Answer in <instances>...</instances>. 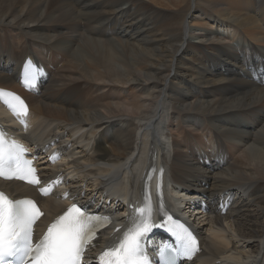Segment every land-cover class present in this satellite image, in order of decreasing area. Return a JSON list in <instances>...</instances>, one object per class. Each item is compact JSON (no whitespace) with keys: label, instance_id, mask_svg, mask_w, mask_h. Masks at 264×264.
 Wrapping results in <instances>:
<instances>
[{"label":"bare ground","instance_id":"bare-ground-1","mask_svg":"<svg viewBox=\"0 0 264 264\" xmlns=\"http://www.w3.org/2000/svg\"><path fill=\"white\" fill-rule=\"evenodd\" d=\"M192 27L236 50L192 44ZM26 60L41 73L29 93L18 85ZM0 89L25 100L24 138L67 153L79 201L130 180L129 206L100 207L118 223L93 252L116 247L147 202L157 220L176 201L200 237L191 264H264V0H0ZM185 161L209 184L199 168L187 182L188 165H175ZM42 205L45 222L64 210Z\"/></svg>","mask_w":264,"mask_h":264},{"label":"snow or ice","instance_id":"snow-or-ice-1","mask_svg":"<svg viewBox=\"0 0 264 264\" xmlns=\"http://www.w3.org/2000/svg\"><path fill=\"white\" fill-rule=\"evenodd\" d=\"M41 75L38 69L26 64L22 83L26 88L35 87ZM5 93L0 92V97ZM6 101L13 114L26 116L28 108L25 102L14 94ZM6 140L0 130V176L18 178L30 184L39 185L36 170L31 164H22L17 152L18 146L12 142L5 147ZM22 151V149H21ZM10 174L5 176V168ZM43 195L49 194L47 187L41 188ZM43 215L37 204L31 199L13 201L0 193V264H82L87 246L95 239L98 229L109 223L108 217L89 214L76 204L60 215L47 228L46 233L35 243L33 229ZM171 221V216L167 218ZM131 227L123 233L118 245L102 253L97 264H156L147 251V236L152 231V208L150 202L138 209V217L130 221ZM178 247L175 252L168 245L156 250L159 264H176V255L184 254L191 259L198 250L196 238L187 229L177 235Z\"/></svg>","mask_w":264,"mask_h":264},{"label":"rangeland","instance_id":"rangeland-1","mask_svg":"<svg viewBox=\"0 0 264 264\" xmlns=\"http://www.w3.org/2000/svg\"><path fill=\"white\" fill-rule=\"evenodd\" d=\"M18 28H19V30L30 34L27 30H25L23 28H20V27H18ZM34 28L36 29V27H34ZM190 30H191V33H189L190 31L188 32L187 39L194 45L198 46V44H199V46H200V45H205V44H209L210 43L209 45H211V46H213V44H217V45H220L221 47H224L226 49L232 47V48H234L236 50V45L232 44L228 40V38L226 36H224V34H223V38H224L223 39L222 36L220 35V33L217 30H215V29H206V28L192 27ZM219 48L220 47H218L217 49H219ZM62 59H64V58L63 57L59 58L56 61V63H58ZM63 61H65V60H62L61 62H63ZM10 72H12V71H10ZM207 116H210V113H207ZM178 117H179V113H172V114H168L167 115V118H168V120H169V122L171 124H174L176 122V120L178 119ZM146 123H147V121H142V124H146ZM189 147H191V146H189ZM230 158H231V156H230ZM185 164L188 165V173H189V174H186L185 177H184L187 182H188V179H189V176H190L191 172H193L194 170L199 168V170L205 175V179L203 181H205V182H207V184H209V182H210L209 181V172L206 171L203 168V166H199V164L193 163L191 161H185V162H181V163L180 162H176L175 163V165H185ZM197 187H201L200 186V181H197Z\"/></svg>","mask_w":264,"mask_h":264}]
</instances>
